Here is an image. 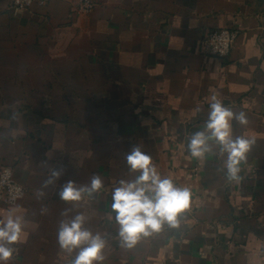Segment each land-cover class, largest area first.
I'll return each mask as SVG.
<instances>
[{
	"label": "crops",
	"instance_id": "obj_1",
	"mask_svg": "<svg viewBox=\"0 0 264 264\" xmlns=\"http://www.w3.org/2000/svg\"><path fill=\"white\" fill-rule=\"evenodd\" d=\"M78 1L0 0V264H264V0Z\"/></svg>",
	"mask_w": 264,
	"mask_h": 264
},
{
	"label": "built area",
	"instance_id": "obj_2",
	"mask_svg": "<svg viewBox=\"0 0 264 264\" xmlns=\"http://www.w3.org/2000/svg\"><path fill=\"white\" fill-rule=\"evenodd\" d=\"M47 0H10L11 7L25 10L32 4L44 5ZM92 0H79L78 12L87 14L94 9ZM238 31L231 28H222L208 32L200 39L199 50L204 55L217 59H225L229 55ZM152 193L156 201V213L151 221L155 228L170 226L182 209L181 192L173 181L157 180L152 183ZM24 195V188L13 178L10 167L0 168V203L13 205Z\"/></svg>",
	"mask_w": 264,
	"mask_h": 264
}]
</instances>
